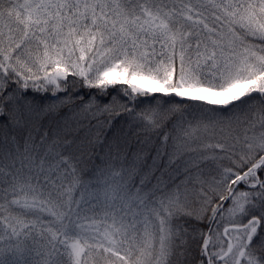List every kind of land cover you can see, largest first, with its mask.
Returning a JSON list of instances; mask_svg holds the SVG:
<instances>
[{"label": "snow or ice", "instance_id": "snow-or-ice-1", "mask_svg": "<svg viewBox=\"0 0 264 264\" xmlns=\"http://www.w3.org/2000/svg\"><path fill=\"white\" fill-rule=\"evenodd\" d=\"M0 264H264V0H0Z\"/></svg>", "mask_w": 264, "mask_h": 264}]
</instances>
